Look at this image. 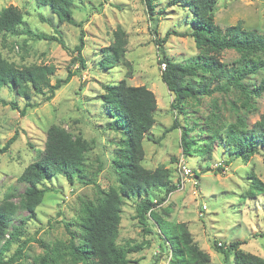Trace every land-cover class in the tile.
Returning <instances> with one entry per match:
<instances>
[{
	"label": "rangeland",
	"instance_id": "374dc122",
	"mask_svg": "<svg viewBox=\"0 0 264 264\" xmlns=\"http://www.w3.org/2000/svg\"><path fill=\"white\" fill-rule=\"evenodd\" d=\"M153 3L154 10L159 11L155 25L150 20L144 0H77L72 17L76 23L81 22L79 28L66 21L59 22L48 6H37L35 0H0V10L13 5L23 13L24 24L17 30L29 28L36 33H59L67 47L65 49L56 41L32 39L26 33L6 32L0 34L3 58L19 67L53 65L51 83L57 78H64L68 71L76 73L48 101L43 95H32L28 100L37 103V106L27 108L24 115L0 103V147L16 135L9 149L0 154V201L5 193L10 192L13 193L14 203H19L25 184L17 177L35 159L36 151L43 148L46 130L51 124H60L73 135H80L89 141L92 147L85 153L88 170H96L100 164L102 169L96 177L99 187L107 189L115 184L110 162L117 149L119 135L107 130L109 119L100 109L99 96L105 84H115L121 79H125L128 85L146 86L156 97L155 122L148 132L149 138L142 140L145 151L143 166L148 169L164 166L171 171V183L177 181L180 176L177 161L182 154L180 132L174 129L161 136L163 130L170 127L175 115L170 107L171 93L160 77L165 65L160 63L155 39L163 38L167 31H188L184 19L189 16L183 5H172L171 0H153ZM215 20L221 27L240 24L244 28L264 32V0H217ZM154 26L157 34L153 31ZM118 28L125 32V58L129 66L119 63L101 68L97 65L101 49L113 41ZM81 29L84 69L74 59L76 52L73 51L79 42ZM163 49L173 60L180 61H189L199 53L192 37L172 32L164 41ZM217 57L221 62L229 63L238 54L233 50H224ZM261 72V76L264 75V68ZM259 77L256 75V80L249 82L257 84ZM214 85L215 81L210 88ZM0 96L7 101H15L19 109L26 101L7 86L1 88ZM188 103L187 125L191 127V137L196 140L195 147L202 150L193 151L191 156L182 154L194 173L192 180L185 181L184 187L173 191L165 201L157 202L155 209L165 208L168 220L185 222L193 240L209 254L210 264H227L222 255L213 249L214 241L222 245L231 240L244 241L239 245L241 250L264 258V193L254 197L246 195L250 172L264 183V154H256L247 162L235 158L227 164L230 155L221 146L213 145L210 152L204 151L210 136L205 118L213 104L216 103L220 109L225 123L234 121L235 115L241 114L251 125L264 113V91L260 96H254L248 110L243 107L237 91L228 94L214 91L210 95H201L198 100L190 99ZM41 185L49 191L35 214L30 216L18 207L11 219L9 230L18 227V240L4 254L5 264H37L44 253L41 243L66 242L70 236L68 231L78 229L81 201L94 199L97 195L92 184H83L79 180L69 183L61 174ZM152 195L155 200L162 197L164 191L156 189ZM136 201L126 199L122 206L117 243H142L141 250L128 254L130 264H168L169 250L164 245L160 247L158 230L154 228V233H144L142 226L133 218ZM202 205L206 206V210L202 209ZM21 241H25L23 257L10 262L8 259ZM146 241L149 244H145ZM54 259L51 264H65L56 256Z\"/></svg>",
	"mask_w": 264,
	"mask_h": 264
},
{
	"label": "trees",
	"instance_id": "16d2710c",
	"mask_svg": "<svg viewBox=\"0 0 264 264\" xmlns=\"http://www.w3.org/2000/svg\"><path fill=\"white\" fill-rule=\"evenodd\" d=\"M77 0H35L37 6H48L59 22H69L81 28V22L76 23L72 17V9ZM149 11L150 20L159 18L154 10L153 0H144ZM172 5H183L187 10L184 21L188 31H167L163 38L155 42L160 51V63L165 67L160 73L162 82L171 93V109L174 119L166 132L178 129L181 152L185 156L193 155V151H201L195 147L196 140L191 137V127L187 125L188 102L198 100L201 95H210L217 91L228 94L237 91L240 94L243 107L248 110L254 96H260L264 91V32L244 28L240 24L221 27L215 20L217 0H171ZM43 20V17H41ZM24 24L23 13L13 5L0 10V34L26 33L32 39L56 41L67 49L63 39L56 35L32 32L29 28L17 30ZM154 33L157 34L155 26ZM193 38L199 53L189 61L173 60L164 49L163 43L170 33ZM79 42L73 48L74 59L81 69L86 68L81 55L84 47L83 31L80 30ZM224 50H233L238 57L229 62H221L217 55ZM125 32L118 28L114 39L101 49V57L97 65L110 68L116 64L129 66L125 58ZM80 70H77V72ZM54 73L53 65L16 66L7 61L0 53V90L3 86L11 88L25 103L19 109L15 101H7L0 96V103L9 105L11 109L24 115L27 108L36 107L28 99L34 95H43L44 100H50L55 91L66 85L75 72L68 71L64 78H57L51 83L50 76ZM259 82L254 81L255 76ZM256 80V79H255ZM215 81L214 87L210 84ZM103 93L99 96V106L107 116V130L118 133V146L111 159V169L115 176V184L107 189L100 188L96 177L101 171L99 164L96 170H88L85 153L91 149L89 141L80 135H73L60 124H51L46 130L43 148L36 151L35 159L26 165L17 177L25 184L19 203H14L12 194L5 193L0 201V264H5L4 254L9 246L18 240V227L9 230L11 219L18 207L33 216L37 207L49 189L42 186L44 181L57 174L63 175L69 183L79 180L83 184L96 187L94 199L82 200L78 214L77 231H68L70 236L65 241H54L52 244L41 243L44 250L37 264H51L54 256L65 264H130L128 254L143 248L142 243H127L119 245L117 237L122 214V206L126 199H137L134 219L142 226L144 233L152 234L156 228L160 234V247L169 250L168 264H210L209 254L201 249L185 222H175L167 219L165 208L155 209L158 203L166 200L169 194L178 189L171 183V171L164 166L148 169L143 166L145 151L142 140L148 137V132L155 119V94L144 85H128L125 79L115 84H105ZM220 109L213 104L212 110L205 118L210 127L209 140L205 143V152H210L213 145H218L230 155L226 160L229 164L233 159L247 162L256 154H264V113L253 124H248L245 115L236 114L232 122L225 123ZM180 118L182 120H180ZM16 140V135L10 137L0 147V154L5 153ZM217 142V143H214ZM248 197L264 193V183L250 172ZM163 189L164 195L153 198L152 192ZM158 202V203H157ZM8 238L5 239V235ZM244 241L231 240L229 243L214 241L212 247L220 253L227 264H264V258L243 251L239 245ZM145 244H149L146 241ZM25 241L18 243L13 255L8 259L13 262L23 257Z\"/></svg>",
	"mask_w": 264,
	"mask_h": 264
},
{
	"label": "built area",
	"instance_id": "2783aa9c",
	"mask_svg": "<svg viewBox=\"0 0 264 264\" xmlns=\"http://www.w3.org/2000/svg\"><path fill=\"white\" fill-rule=\"evenodd\" d=\"M177 166L179 170V178L176 181L178 188L182 189L185 185V181L192 180L191 177L194 175L192 169L187 165L184 156L181 154L177 161ZM195 183V182H194ZM202 209L206 210V206L202 205Z\"/></svg>",
	"mask_w": 264,
	"mask_h": 264
}]
</instances>
